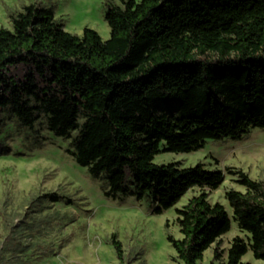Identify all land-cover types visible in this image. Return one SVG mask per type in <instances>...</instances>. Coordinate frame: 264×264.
Returning <instances> with one entry per match:
<instances>
[{"label":"trees","instance_id":"obj_1","mask_svg":"<svg viewBox=\"0 0 264 264\" xmlns=\"http://www.w3.org/2000/svg\"><path fill=\"white\" fill-rule=\"evenodd\" d=\"M10 17L12 28H0V127L10 113L34 129L44 113L55 136L72 139L76 162L108 182L107 197L133 188L163 214L195 187L217 189L225 172L156 164L157 155L264 130V0H121L108 5L106 40L90 27L68 32L50 6ZM226 172L245 189L226 193L232 216L205 191L175 208L182 238L167 239L183 264H199L213 245L215 261L227 253L222 264H250L249 251L264 260V178ZM233 221L248 236L225 250ZM110 242L124 262L116 233Z\"/></svg>","mask_w":264,"mask_h":264},{"label":"rangeland","instance_id":"obj_2","mask_svg":"<svg viewBox=\"0 0 264 264\" xmlns=\"http://www.w3.org/2000/svg\"><path fill=\"white\" fill-rule=\"evenodd\" d=\"M37 3L54 8L65 29L81 35L85 27L95 29L106 40L110 28L105 19L108 5L121 0H0V28H12V13ZM0 127V264H183L167 239L168 233L182 238L175 208L183 207L202 191L211 203L226 206V193L245 189L226 172L229 166L243 169L253 179L264 178V130L255 128L242 140H208L191 153L166 152L156 164L178 162L182 167L199 162L225 172L224 182L215 190L195 187L174 208L154 214L149 198L137 200L132 193L107 197L108 182L92 177L67 152L72 139L57 137L41 113L34 129L24 126L14 115L4 114ZM77 132L73 133V137ZM44 193L58 195V202L42 199ZM170 227H166V223ZM116 233L124 249V262L117 257L110 235ZM247 238L233 221L222 236L220 248L227 250L235 236ZM215 245L199 264L215 261ZM243 261L264 264L251 251Z\"/></svg>","mask_w":264,"mask_h":264}]
</instances>
